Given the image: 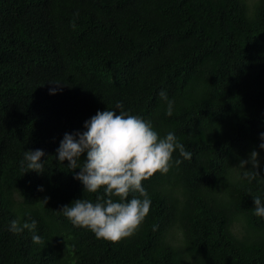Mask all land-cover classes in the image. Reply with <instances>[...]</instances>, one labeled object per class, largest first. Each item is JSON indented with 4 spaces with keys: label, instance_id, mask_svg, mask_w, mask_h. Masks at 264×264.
Returning a JSON list of instances; mask_svg holds the SVG:
<instances>
[{
    "label": "trees",
    "instance_id": "obj_1",
    "mask_svg": "<svg viewBox=\"0 0 264 264\" xmlns=\"http://www.w3.org/2000/svg\"><path fill=\"white\" fill-rule=\"evenodd\" d=\"M117 102L192 158L177 150L143 181L149 214L111 242L64 217L103 190L84 192L56 157L65 133ZM262 133L264 0H0V264H264ZM28 150L45 153L43 174L21 167ZM253 150L249 183L238 167ZM31 219L41 245L10 231Z\"/></svg>",
    "mask_w": 264,
    "mask_h": 264
},
{
    "label": "clouds",
    "instance_id": "obj_2",
    "mask_svg": "<svg viewBox=\"0 0 264 264\" xmlns=\"http://www.w3.org/2000/svg\"><path fill=\"white\" fill-rule=\"evenodd\" d=\"M75 27V25H73ZM60 85V83H54ZM56 89L51 90L55 94ZM161 100L167 104L166 115L173 114L174 101L168 98L165 90L159 93ZM115 110L98 111L85 122L86 131L75 135L65 133L64 139L57 149L59 163L67 160L68 166L76 173L75 179L82 182L84 192L103 194L97 196L95 202L88 199H77L71 206H64L62 213L75 227L92 231L97 239L119 242L130 237L143 223L150 212L151 200L143 187V181L157 172L167 174L173 163V153L179 150L184 159H191L192 154L177 140L174 132H168L163 138L154 130L150 121L140 116L131 115L124 110L123 104L117 102ZM264 140V133L261 134ZM264 149V143L259 145ZM86 154V159L81 157ZM42 150H28L24 153L21 167L27 172L35 171L43 174L44 162ZM259 153L253 150L248 160H241L239 169L242 175L252 183L260 177ZM182 161L177 159L179 165ZM251 168H246L247 164ZM43 190V189H41ZM130 193H139L129 201ZM119 202H114L113 198ZM253 213L264 217V202L254 196ZM46 205L47 199L43 200ZM37 221L31 219L23 224L12 220L10 231L32 233V242L36 245L44 243L36 234Z\"/></svg>",
    "mask_w": 264,
    "mask_h": 264
}]
</instances>
